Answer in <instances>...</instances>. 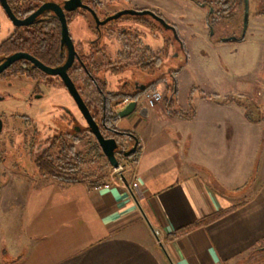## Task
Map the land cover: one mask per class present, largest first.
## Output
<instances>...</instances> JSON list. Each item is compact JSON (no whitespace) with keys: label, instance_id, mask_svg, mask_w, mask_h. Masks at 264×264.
<instances>
[{"label":"crops","instance_id":"0c3cea01","mask_svg":"<svg viewBox=\"0 0 264 264\" xmlns=\"http://www.w3.org/2000/svg\"><path fill=\"white\" fill-rule=\"evenodd\" d=\"M257 2L242 39L215 38L206 17L171 22L185 54L175 103L193 105L194 115H170L163 100L143 116L136 109L117 117L114 125L132 131L139 145L121 182L95 188L9 174L0 185V264H255L264 257V103L255 100L256 91L264 96V3ZM189 65L195 80L187 76L180 89ZM192 85L240 100L194 92L188 101Z\"/></svg>","mask_w":264,"mask_h":264},{"label":"flooded vegetation","instance_id":"af4514ba","mask_svg":"<svg viewBox=\"0 0 264 264\" xmlns=\"http://www.w3.org/2000/svg\"><path fill=\"white\" fill-rule=\"evenodd\" d=\"M126 1L114 10L108 6L114 0H0L8 23L0 38V185L21 170L54 177L56 166L71 162L75 141L84 138L88 146L89 135L96 141L81 101L100 130L106 106L115 112L125 96L145 104L146 94L165 83L158 77L172 68L170 31L156 16L170 23L147 0ZM153 36L161 38L158 45ZM106 75L116 76L113 88ZM105 131L120 149L133 143Z\"/></svg>","mask_w":264,"mask_h":264},{"label":"rangeland","instance_id":"374dc122","mask_svg":"<svg viewBox=\"0 0 264 264\" xmlns=\"http://www.w3.org/2000/svg\"><path fill=\"white\" fill-rule=\"evenodd\" d=\"M108 0H104V2L107 3ZM132 1H146V0H132ZM195 1H199L204 3L205 5H198ZM222 3H214V0H147L148 3L153 4L154 6H157L164 14V17L166 20L172 24L175 23L177 26H180V23L182 22H195L199 23L204 20V18L207 16V14L210 15L211 21H210V27L209 32L211 35H213L215 38H223V37H230V36H240L242 33L243 28V17H244V9H245V0H223ZM264 3V0H262ZM247 3V22L250 18L253 16V12L258 9V2L257 0H246ZM111 9H119L122 6H128V3L126 0H114L110 5H108ZM5 14L3 13L2 9L0 8V38L2 35L5 34L6 29L8 27V23H6ZM172 22V23H171ZM119 24L122 22H118ZM173 24V25H175ZM196 25V24H195ZM77 26L73 25L72 30L75 33L77 31ZM153 33H158L159 36H162L164 34L163 32H160L156 29H153ZM264 39V37H262ZM161 38H158L156 36H153L152 42L153 45H158L160 42L159 40ZM168 52H170L169 56V63L171 64V67H176L178 65V61L182 58V55H175V51H173V46L168 41ZM251 52L254 53L253 47L251 46ZM187 66L183 69L184 76L179 79V87L181 89L182 84H184V80L186 82V77L190 76L192 80H195V73L193 70H189ZM122 76V75H121ZM124 76H128L127 71L124 72ZM116 76L109 77L106 75L107 80L110 82L111 87H114V80ZM166 81H169L168 75L166 74ZM165 81V82H166ZM159 86L164 88L163 91L166 93V87L163 82L159 83ZM196 86V85H192ZM191 86V87H192ZM197 87V86H196ZM198 88V87H197ZM190 89V88H189ZM189 89H188V101H189ZM161 91V90H159ZM163 91L162 94H163ZM181 91V90H180ZM198 91H195L197 93ZM262 97V96H261ZM260 97L255 96V100L264 101V96L259 99ZM264 112V109L262 110ZM57 109V113H58ZM43 120V117L37 118V122L40 124ZM88 140H92V137L89 135ZM127 138L123 139L122 143H125L126 145ZM74 148L78 151H85V140H79L74 142ZM90 158V157H89ZM96 159V157H94ZM119 159V160H118ZM118 165L121 166V174L125 172V166L127 163H130L124 159H121L120 157L117 158ZM88 161V159H84V163ZM95 161V160H94ZM20 163H23L24 165H27L23 160L20 159ZM96 163V161H95ZM81 167L84 168L85 165L80 163ZM117 170L114 171L113 167L108 172V180L111 181L113 177L118 178ZM12 175H15V177H19L21 175H27V177H32L33 175L28 171H20L19 173L15 172V174L12 173ZM4 181V180H3ZM264 247V244L261 246ZM262 256H264V252H262ZM260 257V256H259ZM264 262V257L262 259H259L255 264H261Z\"/></svg>","mask_w":264,"mask_h":264},{"label":"trees","instance_id":"16d2710c","mask_svg":"<svg viewBox=\"0 0 264 264\" xmlns=\"http://www.w3.org/2000/svg\"><path fill=\"white\" fill-rule=\"evenodd\" d=\"M195 2L199 5H203V6L205 5L204 3L199 2V1H195ZM222 2H224V1L223 0H214V3H216V4L222 3ZM211 14H212V12H210V14H207V16L205 18L206 23L209 27L211 26L210 25V21H211L210 15ZM242 38H243V36H241V35L237 36V39H242ZM170 40H171V38H170ZM171 73H172V82L169 86H167V89L169 90V92L171 94V98L169 100H167V98L165 97L166 112L170 115H175V116H179V117H183V118H191L194 115V106L193 105H190L188 109L184 110V109L180 108L175 103V73H176V70L171 71ZM195 91H198L202 98L208 99V100H216V101H220V102H227L230 100H240V97L235 96V95L234 96L230 95V96L219 97L216 94L204 93L199 88H197L196 86L190 87V89H189V100L192 99V94ZM105 111L107 114H106V119L104 120V128H100V131L104 137H110L111 136V135H109V133H107L105 131V127H106L108 129L115 130V133L120 134L123 137L132 138V140L136 139V136L132 131L118 129V128L113 126V122L116 120V115L110 106H106ZM127 148H123V149L121 148L120 150L123 151ZM138 148H139V145L137 142L136 150L134 153L129 154L128 156H123L122 151H117L116 157L117 158L120 157L121 159H124V160L131 163L135 159ZM71 154H72L71 157L67 156V157L71 158V162H69L68 164L61 165V167L56 166L53 169V171H51L50 175H52L58 179L66 180V181L83 180V181H86L87 183H89L91 185H100V184L105 183L108 180V172L111 169V166L109 165L105 156L102 154V152H101V150H100V148H99V146L95 140H93V139L88 140V146H87L86 151L82 152V151L73 150L71 152ZM94 157H96V159H94ZM85 158L88 159V161H86L84 163ZM94 160L96 161V163ZM80 163H82V165L84 164L85 167L82 168ZM232 209L233 208L218 210V211L211 213V214H209V215H207V216H205V217H203V218H201V219H199L193 223H190L189 225H187L185 227L177 228L173 233H171L167 236V239L170 240V239L175 238L181 234H184L185 232L189 231L190 229H192L196 226L204 225V224H207L213 220H216ZM260 249H262V248H260ZM263 249H264V247H263Z\"/></svg>","mask_w":264,"mask_h":264},{"label":"water","instance_id":"95a60500","mask_svg":"<svg viewBox=\"0 0 264 264\" xmlns=\"http://www.w3.org/2000/svg\"><path fill=\"white\" fill-rule=\"evenodd\" d=\"M119 14L115 15L118 16ZM156 18L161 21V23L164 25L165 28L169 29L170 31V43L174 46L175 48V55H179V51L183 52L182 58L178 61V65L176 67H172L170 70L166 71V74L168 75L169 81H166V75H159L158 78L164 79L166 82V85L169 86L172 82V73L171 71L177 70L183 63H184V58L185 54L182 48V43L181 40L179 39L176 30L173 25L167 24L164 22L162 19ZM246 25H247V3L245 0V9H244V17H243V28H242V33L241 36L244 35L245 30H246ZM172 34V35H171ZM172 36V37H171ZM182 55V53H180ZM121 94V93H118ZM167 100L171 98V94L169 90L167 89V94L165 95ZM78 107L80 111L82 112L83 116L86 118L88 122V131L92 133L94 138L97 141V144L99 145L102 153L104 154L105 158L107 159L109 165L113 168L118 166V160L116 157V152L117 151H122L120 150V147L114 137H104L102 133L100 132L98 125L96 124L95 120L93 119L92 115L90 114L87 106L81 101L78 104ZM137 109L139 115H145L146 112L148 111L147 106L142 102V100L138 98H132L126 105H124L121 109L115 111L116 117H126L130 115L132 112H134ZM137 146V139H134L133 143L125 150L122 151L123 156H128L129 154H132L135 152Z\"/></svg>","mask_w":264,"mask_h":264},{"label":"built area","instance_id":"2783aa9c","mask_svg":"<svg viewBox=\"0 0 264 264\" xmlns=\"http://www.w3.org/2000/svg\"><path fill=\"white\" fill-rule=\"evenodd\" d=\"M261 93H262L261 91H256L255 92L257 97H261L262 96ZM161 101H162V94H161V92L159 90H152L149 93H147L146 96H145V105L148 108L154 107L156 104L160 103ZM128 102H129V98L127 96L123 97L117 103V105L114 107V110L117 111V110L121 109ZM263 103H264V101H263ZM263 103H262V106H263ZM120 169H121L120 165H118L117 167L113 168L114 171H116V170L118 171L117 172L118 178L113 177L110 182H121L122 181L121 171H119ZM99 186H101V185H95L94 187L98 188ZM103 186L107 187V186H109V184L108 183H103Z\"/></svg>","mask_w":264,"mask_h":264}]
</instances>
